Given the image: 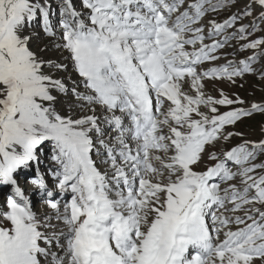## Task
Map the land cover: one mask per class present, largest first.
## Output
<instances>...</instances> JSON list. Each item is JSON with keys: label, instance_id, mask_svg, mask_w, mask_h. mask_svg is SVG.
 Instances as JSON below:
<instances>
[{"label": "snow or ice", "instance_id": "6c2138e0", "mask_svg": "<svg viewBox=\"0 0 264 264\" xmlns=\"http://www.w3.org/2000/svg\"><path fill=\"white\" fill-rule=\"evenodd\" d=\"M79 3L59 0L54 24L51 0H0V185L12 189L0 264H264V132L236 131L264 103L206 91L264 81V36L250 39L264 0L222 22L209 17L233 0ZM37 23L68 54L71 86L63 63L31 50ZM232 41L252 55L228 59ZM25 170L43 217L18 184Z\"/></svg>", "mask_w": 264, "mask_h": 264}, {"label": "rangeland", "instance_id": "374dc122", "mask_svg": "<svg viewBox=\"0 0 264 264\" xmlns=\"http://www.w3.org/2000/svg\"><path fill=\"white\" fill-rule=\"evenodd\" d=\"M53 6V16L52 22L57 24L59 17V10H58V3L59 0H51ZM235 3V7H229L226 10H222L218 14H215L214 17L217 21L222 22L223 20L227 19L233 13L241 12L247 0H233ZM74 5L77 9L80 7L79 0H74ZM256 15H259V10H256ZM241 23L244 25H249L252 23L251 17L243 18ZM239 26V25H238ZM264 27V24L261 25ZM33 39L30 43L31 50L35 52L39 57L44 60H52L54 62L63 63L66 66V71L63 73H58V75L63 76L66 83L71 86V80L68 77H71L73 80L77 79L76 74L73 71L72 64L70 59H68V54L66 52H61L55 48V44L58 43V38L48 37L46 36L39 25L37 23L34 25L33 28L29 29ZM235 31V29L231 30ZM59 35L58 32V25H57V36ZM260 36H264V32H257L255 33L250 39H256ZM244 43V42H240ZM232 44L235 45L234 47H228L225 49L226 53H231L228 56V59H246L249 55H252L251 52H241L239 51V44L236 41H232ZM225 61L221 60L218 61L217 64H223ZM261 63H264L262 61ZM257 69L260 67L259 64L254 65ZM243 84V87L239 85ZM223 89V91L230 97H235L239 95L242 99H244L247 104L246 107L249 106L251 103H264V81H262L257 75H247L243 80L238 81L237 85H231L227 82H220L216 81L214 83L207 82V89L206 91L214 97L219 98V92ZM71 105V101L68 98L61 99L60 104L58 105V110L63 109L64 111L69 110ZM225 109H221L224 111ZM236 131H241L245 133L244 138L249 140H259L262 138V132H264V114H255L253 117L245 119L241 122ZM240 139L234 137L229 143L224 145L225 149L235 146L236 144L240 143ZM42 163L40 168L42 171H45L46 179L48 183L51 185L52 180L49 179L50 173H47V169L55 168L56 165L52 161V153L50 149H45L41 153ZM264 159V157H262ZM31 170H25L23 173L18 174V184L21 189L25 192V195L28 197L30 206L32 210L36 213L38 217H43L46 214L51 213V209L47 208L46 205L43 204L42 198L38 194V189L32 186L29 181L31 179ZM12 195V189L10 186L0 185V212L6 211V198Z\"/></svg>", "mask_w": 264, "mask_h": 264}]
</instances>
